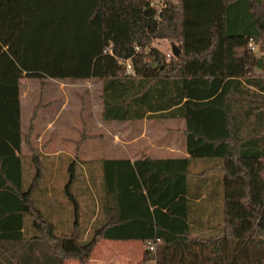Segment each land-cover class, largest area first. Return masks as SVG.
I'll use <instances>...</instances> for the list:
<instances>
[{"label": "trees", "instance_id": "trees-1", "mask_svg": "<svg viewBox=\"0 0 264 264\" xmlns=\"http://www.w3.org/2000/svg\"><path fill=\"white\" fill-rule=\"evenodd\" d=\"M155 1L0 0V264H88L104 240L142 243L138 264H264V0ZM24 79L100 82L104 122L184 121L188 156L79 172L99 136L81 110L76 157L44 154Z\"/></svg>", "mask_w": 264, "mask_h": 264}, {"label": "rangeland", "instance_id": "rangeland-1", "mask_svg": "<svg viewBox=\"0 0 264 264\" xmlns=\"http://www.w3.org/2000/svg\"><path fill=\"white\" fill-rule=\"evenodd\" d=\"M163 1L156 0L154 4L162 5ZM160 44L162 50H166L169 45L167 42ZM100 91L101 83L98 81L61 82L47 80L42 89L37 80L25 79L22 84V125L24 129H28L34 107L41 99L43 103L49 105L47 109L40 112L36 121L35 145L45 153L63 152L71 155V157H76L77 140L80 138L79 133L82 126L80 113L82 110L87 122L88 133L99 136L96 139L87 140L80 148L79 159L81 162L78 170L79 172L83 171L84 174L88 171L89 166H96L101 159L131 155L132 146L124 145L133 135L146 136L147 139L137 142L134 148L137 149V152L138 150L143 153L146 152L153 158L166 155L155 151L156 148L159 149L163 145L170 144L173 148H184L185 138L182 130L185 128V123L181 120H143L132 123L104 122L101 117ZM63 106L65 107L62 108ZM57 114L58 117L55 118ZM51 121H54V127L46 130L45 125ZM42 135L44 137L40 139ZM23 152L27 153V148H23ZM148 154H145L144 157ZM140 155L137 154L136 156L140 157ZM67 159V157H63L60 161L66 165ZM128 245H133V247H128ZM96 248L95 254H92L91 257L99 254L113 256L114 259L120 260L129 252L134 258L133 264H138V261L142 259L143 245L138 241L104 240ZM138 252L140 256L137 255ZM69 264L76 263L71 262Z\"/></svg>", "mask_w": 264, "mask_h": 264}, {"label": "crops", "instance_id": "crops-1", "mask_svg": "<svg viewBox=\"0 0 264 264\" xmlns=\"http://www.w3.org/2000/svg\"><path fill=\"white\" fill-rule=\"evenodd\" d=\"M25 80V79H24ZM23 80V81H24ZM23 81L21 82V91H22V84H23ZM91 82V81H90ZM41 100V99H40ZM40 102V101H39ZM38 102V103H39ZM37 103V104H38ZM22 106H23V97H22V95H21V112H22ZM65 106H63L62 108H64ZM48 107H46V108H43V109H41L40 111H39V114H40V112L42 111V110H44V109H47ZM61 108V109H62ZM60 112V111H59ZM39 114H38V118H39ZM59 114V113H58ZM58 114L56 115V117L55 118H57L58 117ZM38 118H37V120H38ZM36 120V121H37ZM177 121V120H176ZM53 122L54 121H51V122H48L47 123V125H45L46 126V130H48V128H52V126L54 127V125H53ZM21 123H22V117H21ZM29 124H30V122H29ZM35 127H36V122H35ZM22 128H23V130H28V129H24V127H23V125H22ZM29 128V127H28ZM44 136L42 135L41 136V138L40 139H42ZM185 138V137H184ZM143 139H147L146 138V136L145 137H143V136H141V135H138V136H132L131 137V139L129 140V141H127V144L125 143V145L124 146H132L131 148H132V150L131 151H133L132 152V154L131 155H128V156H124V157H119V158H108V159H129V160H131V162H135V161H137V160H139V159H141V158H143L144 157V155L145 154H148V153H146V152H142V151H140V150H138V152H137V149L136 148H134L136 145V143L137 142H139V141H141V140H143ZM125 148V147H124ZM25 149V148H24ZM157 149V148H156ZM155 149V151H157V152H162V154H166V155H162V156H158V157H151V158H153V159H176V158H184V157H187L188 155H187V151H186V139H184V148H182V147H180V148H173L170 144H167V145H163V147H160L159 149H157L156 150ZM60 153H63V152H59V153H45L44 152V154H46V155H48V156H54V157H57V156H59L60 155ZM63 154H67V153H63ZM137 154H141L140 155V157H138V156H136ZM68 156H71V155H69V154H67ZM146 157H150L149 156V154L146 156ZM102 242V241H101ZM100 242V243H101ZM121 242H129V241H121ZM130 242H132V241H130ZM142 244V243H141ZM98 245L99 244H97V246L96 247H98ZM133 245H135V244H133ZM133 245H128V247H133ZM96 249L97 248H95V250H94V252L92 253V254H95V251H96ZM136 253H137V251H136ZM135 253V254H136ZM142 255H143V249H142ZM137 255H139L140 256V254H139V252H138V254ZM138 258H140V257H138ZM133 257H132V253H129V252H127V254L126 255H124L120 260L118 259H114L113 258V256H111V257H109V256H104V255H99V254H97L96 256L94 255V256H92L91 257V259L89 260V263L88 264H133ZM139 260V259H138ZM140 260H142V259H140ZM140 260L138 261V263L140 262ZM123 262V263H122ZM74 263V262H73ZM67 264H69V263H67ZM77 264V263H76Z\"/></svg>", "mask_w": 264, "mask_h": 264}, {"label": "built area", "instance_id": "built-area-1", "mask_svg": "<svg viewBox=\"0 0 264 264\" xmlns=\"http://www.w3.org/2000/svg\"><path fill=\"white\" fill-rule=\"evenodd\" d=\"M137 51H139V48H137ZM167 56L170 57V54H168ZM126 66H127V74L133 72L130 61L126 62ZM150 250H153L152 246H150Z\"/></svg>", "mask_w": 264, "mask_h": 264}, {"label": "water", "instance_id": "water-1", "mask_svg": "<svg viewBox=\"0 0 264 264\" xmlns=\"http://www.w3.org/2000/svg\"><path fill=\"white\" fill-rule=\"evenodd\" d=\"M172 53L175 56H178L180 54V49L176 45H172Z\"/></svg>", "mask_w": 264, "mask_h": 264}]
</instances>
